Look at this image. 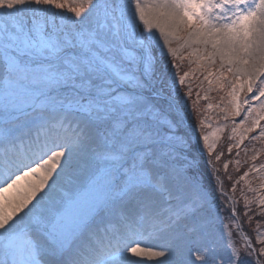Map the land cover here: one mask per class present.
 <instances>
[{
  "label": "snow or ice",
  "instance_id": "6c2138e0",
  "mask_svg": "<svg viewBox=\"0 0 264 264\" xmlns=\"http://www.w3.org/2000/svg\"><path fill=\"white\" fill-rule=\"evenodd\" d=\"M225 132L264 154V0H0V264H264V162L228 195Z\"/></svg>",
  "mask_w": 264,
  "mask_h": 264
},
{
  "label": "rangeland",
  "instance_id": "374dc122",
  "mask_svg": "<svg viewBox=\"0 0 264 264\" xmlns=\"http://www.w3.org/2000/svg\"><path fill=\"white\" fill-rule=\"evenodd\" d=\"M163 64H164V68L166 69V71L163 72V76H164L165 80L168 83H171V76H172L171 69L169 68L168 63H167L166 60L163 61ZM184 70H186V64H185L184 68L181 69V74L183 73ZM201 79H202V77H201ZM198 83L199 82L196 81L194 77H192V85H191L192 97H191V99L182 98L183 97V93L188 91V87L187 86L182 87L180 89L181 97H176L175 94H173V99L174 100L175 99L179 100V104H180L181 108H185V105H187V107L185 108V111L188 112V113H191L192 101L196 100V93H197V91H199V89L197 87ZM201 95H203V93H201ZM212 95H215V93H212ZM200 104L203 105V106H206V102L203 101V100L200 101ZM241 118L242 117L237 118V121H239V119H241ZM185 128H189V130H190V124L187 121H186V124H185ZM183 131H184V129H181L179 134L183 135ZM256 134H258V130H257V133H253L252 135H256ZM227 136H228V133L225 132L224 134L221 135L220 141L218 142V145H217V148H216L215 151L216 152H222L223 155L221 156V160L218 163H216L215 166L218 168V165H219V168H220V165L223 166L225 163H228L229 166L232 165L233 168L237 169L236 161L240 160L241 163L239 165V171L232 170V168L229 167V166L227 168L228 170H225V171L228 172V177L229 176L232 177V179L230 181L233 184L236 180H238L239 176L243 175V173L245 171H247V169L249 167V164L256 163L257 165H259L261 162H264V154L259 155L255 162L249 161L248 164H245L244 160L246 159V157H245V153H244L243 150H239L240 151V155L239 156L236 155L238 150L235 149V148H233V151L231 153H228L227 145L229 143V140L227 139ZM246 145L249 148H251V145H249L248 141H245V144L241 146V149H243ZM255 146L257 148L261 147V145L258 142H256ZM194 151H195V154L198 157H200V167H201V172H202V175H203V179H204L205 174H207L210 177V179H212L213 184H215L217 186V188H219L218 182L214 178V175H209V173L212 170L211 166L207 165L209 167V169L208 170H203L204 168H203L202 162H205L208 159L207 152H205L203 154V156H200V153H199L198 149H194ZM251 155H252V152L249 151L248 152V156H251ZM213 159H214V157H213ZM215 175H218L220 177V179L223 180V175H222L221 171H219ZM204 182H205V180H204ZM223 182H224V180H223ZM255 183H258V181H256ZM205 184L210 186V184H207L206 182H205ZM224 185H225V183H224ZM241 187H243V182H241L240 184L237 185V191H236V193H238V196L236 197L237 200H239V198L241 197V193H240V188ZM223 191H225L224 188H223ZM230 191H231V188H230ZM225 192L228 195H230V193L228 191H225ZM248 195L251 196L252 194L248 193ZM240 201H241V204L244 205V201H243L242 197H241ZM236 207H237V205H236ZM253 207H255V205H253ZM221 215L224 217V223H228V219H227L228 216L226 215L225 211H222ZM254 220H257L256 217H255ZM254 226H255V223H252V227H254ZM262 230H264V229H262ZM215 237H216L217 245L223 250L225 248L226 243H227V236L225 235V229L223 228L222 224L219 221L215 225ZM149 241H150V243L153 242L151 240H149Z\"/></svg>",
  "mask_w": 264,
  "mask_h": 264
},
{
  "label": "trees",
  "instance_id": "16d2710c",
  "mask_svg": "<svg viewBox=\"0 0 264 264\" xmlns=\"http://www.w3.org/2000/svg\"><path fill=\"white\" fill-rule=\"evenodd\" d=\"M193 122H194V116H193ZM202 161V160H201ZM202 165H203V170H208L209 169V167L205 164V162H202ZM229 167H231L232 168V170H236L235 168H233L232 167V165L231 166H229ZM218 168H219V165H218ZM228 170V169H227ZM219 171H221V173H222V175H223V180H224V183H225V185H224V190L225 191H228L229 193H230V195H232V193H231V191H230V188H231V186H232V183H231V181L228 179V172L227 171H225V169L223 168V166H221L220 165V168H219ZM232 175V174H231ZM233 176V175H232ZM204 180H205V182L207 183V184H210V187H216L217 188V186L215 185V184H213V181H212V179H210V177L207 175V174H205V176H204ZM212 185V186H211ZM215 185V186H214ZM218 189V188H217ZM217 196H219V192L217 191ZM235 196L237 197L238 196V193H236L235 194ZM240 199H241V197L239 198V200H238V204H237V212L238 213H243V211H244V208H243V205L241 204V201H240ZM225 213H226V215L227 216H229V213L227 212V211H225ZM256 219H259V217H256ZM243 221H244V218H243V216L241 215V222L243 223ZM253 223H255V220L253 221ZM243 227H244V230L246 231V232H248L249 233V235H252V232H251V230H250V227H249V225L247 224V223H243Z\"/></svg>",
  "mask_w": 264,
  "mask_h": 264
},
{
  "label": "bare ground",
  "instance_id": "6f19581e",
  "mask_svg": "<svg viewBox=\"0 0 264 264\" xmlns=\"http://www.w3.org/2000/svg\"><path fill=\"white\" fill-rule=\"evenodd\" d=\"M147 243H150V241L148 240V241H146Z\"/></svg>",
  "mask_w": 264,
  "mask_h": 264
}]
</instances>
